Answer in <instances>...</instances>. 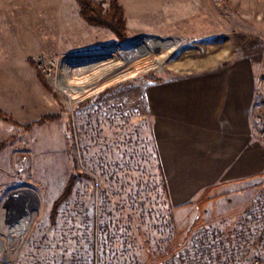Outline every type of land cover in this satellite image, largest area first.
<instances>
[{"label": "rangeland", "instance_id": "374dc122", "mask_svg": "<svg viewBox=\"0 0 264 264\" xmlns=\"http://www.w3.org/2000/svg\"><path fill=\"white\" fill-rule=\"evenodd\" d=\"M117 1L125 40L90 25L78 0L3 1V18L16 12L17 23L2 33L17 32L12 47L40 88L27 79L35 99L13 103L22 117L0 106L14 118H0V264H264V178L250 196L174 207L144 101L149 81L243 57L261 77L264 0ZM253 231L263 238L247 248Z\"/></svg>", "mask_w": 264, "mask_h": 264}, {"label": "crops", "instance_id": "0c3cea01", "mask_svg": "<svg viewBox=\"0 0 264 264\" xmlns=\"http://www.w3.org/2000/svg\"><path fill=\"white\" fill-rule=\"evenodd\" d=\"M3 1L0 106L22 117L13 103L18 102L16 99H35L26 89L27 79L37 87L40 84L34 67L25 63L24 56L20 58L24 62L20 61V52L12 47L17 32L6 27L10 32L2 33V24L17 23L15 11L12 14L10 10L11 15L3 18L2 8L7 7ZM16 4L8 6L15 10ZM7 40L10 46L3 47ZM261 73L251 59L243 57L216 68L146 83L145 111L174 207H185L199 198L210 199L209 207L224 204L231 193L243 196L248 184L264 178V142L258 135L264 124V109L256 108L255 99ZM14 87L17 91L23 88V92L17 93ZM1 133L0 125V140Z\"/></svg>", "mask_w": 264, "mask_h": 264}, {"label": "trees", "instance_id": "16d2710c", "mask_svg": "<svg viewBox=\"0 0 264 264\" xmlns=\"http://www.w3.org/2000/svg\"><path fill=\"white\" fill-rule=\"evenodd\" d=\"M81 6L82 17L93 26L103 27L112 30L120 40L127 38V17L123 6L119 4L117 0H111L110 4L106 7L102 1L97 0H78ZM43 83L45 79H43ZM0 118L7 121H14V118L5 113L0 108ZM57 118V115H45L39 121H35L25 126L27 130L32 129L35 124L42 123L46 120ZM6 142L0 143V151L5 147ZM75 184V177H72L69 181L65 192L57 200L54 209L53 216H56V212L60 207V204L66 200L72 193Z\"/></svg>", "mask_w": 264, "mask_h": 264}, {"label": "built area", "instance_id": "2783aa9c", "mask_svg": "<svg viewBox=\"0 0 264 264\" xmlns=\"http://www.w3.org/2000/svg\"><path fill=\"white\" fill-rule=\"evenodd\" d=\"M256 108L257 109H264V74L258 79L257 83V91H256ZM260 139L264 142V124L258 132ZM263 236L261 232L257 234L256 231H253V234L249 237L244 239V243L246 244L247 248H253L257 243L261 242Z\"/></svg>", "mask_w": 264, "mask_h": 264}, {"label": "bare ground", "instance_id": "6f19581e", "mask_svg": "<svg viewBox=\"0 0 264 264\" xmlns=\"http://www.w3.org/2000/svg\"><path fill=\"white\" fill-rule=\"evenodd\" d=\"M168 40L171 41V40H173V39H168ZM174 40H175V39H174ZM174 40H173V41H174ZM159 42H160V44H158V45H164V44H166V40H165V41L160 40V41H158V43H159ZM171 43H172V42H171ZM172 44L174 45V47L172 48V50H174V49L177 47V43H176V42H173ZM151 45H152V46H155V45H157V44L154 45V43H153V44H151ZM143 47H145V44H143V45L140 47V49L142 50ZM129 54H130V56H131V59H132V58L135 59V58L138 57V52H133V53L130 52ZM68 93H69V92H68ZM73 99H74V98H73Z\"/></svg>", "mask_w": 264, "mask_h": 264}]
</instances>
